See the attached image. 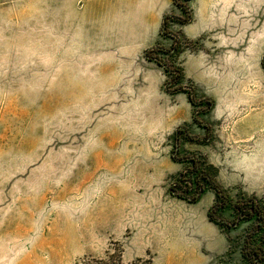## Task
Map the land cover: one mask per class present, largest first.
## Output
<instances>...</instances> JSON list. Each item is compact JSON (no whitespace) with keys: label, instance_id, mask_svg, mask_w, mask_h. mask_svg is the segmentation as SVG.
<instances>
[{"label":"rangeland","instance_id":"1","mask_svg":"<svg viewBox=\"0 0 264 264\" xmlns=\"http://www.w3.org/2000/svg\"><path fill=\"white\" fill-rule=\"evenodd\" d=\"M104 2L0 0V264H79L109 253L130 264H248L250 223L224 230L208 218L213 192L190 204L169 190L186 166L171 158L173 135L187 125L203 136L193 120L200 108L168 93L164 69L145 57L163 83L138 76L125 91L95 86L109 55L82 37L104 31ZM230 2L219 30L189 39L177 57L159 55L184 69L197 100L215 102L201 116L214 140L183 142L181 154L204 156L233 202L264 203V0ZM158 43L170 49L173 40ZM200 52L203 70L186 73Z\"/></svg>","mask_w":264,"mask_h":264},{"label":"trees","instance_id":"2","mask_svg":"<svg viewBox=\"0 0 264 264\" xmlns=\"http://www.w3.org/2000/svg\"><path fill=\"white\" fill-rule=\"evenodd\" d=\"M191 1L173 0L174 6L182 11L183 16L170 12L163 17L160 35L173 40L171 48L168 49L158 43L144 52V57L148 61L155 62L164 69L167 77L165 90L171 94L186 93L191 104L200 108L194 111L193 120L204 130L203 136H196L189 131L187 125H181L176 129L173 135L174 148L171 152V158L174 162L186 166L171 183L169 190L173 197L190 204L198 203L207 192H213L215 203L208 211L209 220L224 230L235 229L244 223H250L244 237L242 256L248 264H264V203L254 195L242 196L233 202L225 187L218 181L215 167L209 165L204 156L197 153L181 154L183 142L208 145L214 140L212 126L201 119V116L209 114L214 109V100L208 97L197 100L195 89L183 84L185 80L184 69L168 65L159 55L161 53L177 57L183 52L182 44L191 42L181 31L175 32L172 29L173 24L183 26L193 21ZM174 85L176 87H173ZM226 209L233 210V219L222 216V212ZM79 264L130 263H125L121 254L109 253L106 257H87Z\"/></svg>","mask_w":264,"mask_h":264},{"label":"crops","instance_id":"3","mask_svg":"<svg viewBox=\"0 0 264 264\" xmlns=\"http://www.w3.org/2000/svg\"><path fill=\"white\" fill-rule=\"evenodd\" d=\"M230 1L192 0L190 7L194 16L193 21L179 27L173 24L172 29L181 31L190 40H197L210 31L219 30L220 26L225 24L226 12H229L232 7ZM96 7L98 5L88 6L87 14L91 16ZM173 9V0H105L104 31L98 35L95 34V36L91 34L92 32L86 31L84 32L86 37H82L87 41V44L91 43L92 47L104 48V51L109 55L108 72L98 76L95 86L125 91L127 89L125 81L128 80L132 84L138 76L145 81L156 78L163 83L164 76L161 70L153 63L148 62L143 53L146 49L162 41L160 32L163 17ZM216 39L219 41L220 37L216 36ZM204 45L206 48L208 47L207 43ZM190 62L194 66L190 63L185 64V71L195 74L203 70L202 65L206 60L200 52L190 58ZM187 76L189 77V75ZM118 97L124 98L117 95L116 99ZM144 112L142 111L141 114ZM262 156L264 158V150ZM210 160L212 164L217 165L214 157ZM220 177L219 174V180Z\"/></svg>","mask_w":264,"mask_h":264}]
</instances>
